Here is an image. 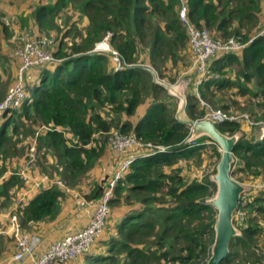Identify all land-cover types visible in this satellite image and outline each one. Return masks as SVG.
<instances>
[{"label":"trees","instance_id":"obj_1","mask_svg":"<svg viewBox=\"0 0 264 264\" xmlns=\"http://www.w3.org/2000/svg\"><path fill=\"white\" fill-rule=\"evenodd\" d=\"M40 1L30 16L21 17L26 24L19 29L28 27L36 36L54 38L58 46L53 55L58 62L34 71L33 93L28 96L29 83L21 105L0 115V195L8 198L13 189L15 195L25 184L22 171L32 173L25 166L16 172V160L24 162L30 151L31 163L39 129L43 132L37 136L38 154L54 157L52 165L40 157V176L51 168L66 185L42 186L18 209L21 229L37 233L35 227L55 223L65 210L68 189L86 181L107 152L113 159L108 134L113 130L133 133L141 143L164 146L167 151L133 164L114 189L102 234L89 251L63 264H206L218 214L208 200L217 186L210 175L191 177L186 167L202 165L206 153L218 162L220 148L208 137L188 143L191 128L175 119L177 99L143 67L150 65L169 84L178 82L191 68L189 35L179 19L181 0ZM185 4L190 21L214 39L235 37L247 42L254 37L242 52L211 61L198 93L187 95L188 116L204 118L207 110L201 107L202 99L214 109L249 114L253 128L264 124V35H258L263 0H185ZM73 11L76 21L84 19L85 27L74 24L64 31L56 20L67 19ZM14 31L0 21V79L3 71L13 70L11 56L2 47ZM108 33L113 34L110 50L104 48ZM111 50L130 67L115 71ZM191 75L195 77L189 74L184 79ZM5 92L0 89V102ZM146 100L150 107L138 115ZM242 123L224 121L217 127L227 136L240 134L232 176L246 184L248 179L264 180V139L248 137ZM109 178L93 182L82 198L99 200ZM239 205L234 224L242 234L232 238L221 264H264V236L258 240L264 192L248 201L241 196ZM13 240L16 246L14 234Z\"/></svg>","mask_w":264,"mask_h":264},{"label":"built area","instance_id":"obj_2","mask_svg":"<svg viewBox=\"0 0 264 264\" xmlns=\"http://www.w3.org/2000/svg\"><path fill=\"white\" fill-rule=\"evenodd\" d=\"M188 12L185 0H181L179 19L189 35L190 52L192 57L191 70L193 69L196 73L197 87H199L203 79L207 77L209 65L212 60L217 59L223 54H237L242 52L243 49L254 40V37L247 42L240 41L235 37H231L228 40L214 39L208 30L199 28L190 21ZM0 19L7 27H10L13 23L8 16H3ZM108 35L112 38L113 34L108 33ZM258 35H264V30L259 32ZM25 41L23 50L18 53L19 57L24 62L23 70H27V73H25V80L22 79L19 91L12 96L10 95L0 104V115L6 110L18 108L26 98V90L30 82L26 78H31V74L37 73L38 71L58 62L52 52V47L55 45L54 39L45 36L35 37L30 34ZM107 50H110V47L107 48ZM112 54L115 71H121L130 67L119 53L112 51ZM201 103L206 107L207 111L204 118L200 120L211 119L216 124L224 121L242 120L251 127L254 125L250 120V117L246 114H234L214 109L202 99ZM259 128L260 134L258 139L262 140L264 139V124H260ZM109 144V148H111L117 158V163L111 177L107 181V186L102 197L97 201H87L82 197L76 198V205L80 210L91 211L88 224L82 229L69 233L63 238L53 242L44 251H40L43 243L42 237L39 234L30 231H23L20 225L17 224L16 217H14L15 226L13 229L16 238V251L12 262L9 264H23L27 260H32V264H63L72 262L80 255L89 251L94 240L103 232L106 219L110 213L109 203L113 197V192L118 182L123 179L128 171H130L137 160L167 151V148L164 146H157L151 143H141L133 133L127 135L121 134L119 131L112 133L109 139ZM33 149L34 148L32 147L30 162L34 160ZM21 175L24 181L29 183V174L23 170ZM45 180L50 181L47 175H44L41 181L37 182L38 184H36V186H39V183H42ZM51 182L64 187L60 181ZM247 191L242 194L243 201L252 199L254 195L260 191L264 192V180H255L253 184L250 185V191L248 193Z\"/></svg>","mask_w":264,"mask_h":264},{"label":"rangeland","instance_id":"obj_3","mask_svg":"<svg viewBox=\"0 0 264 264\" xmlns=\"http://www.w3.org/2000/svg\"><path fill=\"white\" fill-rule=\"evenodd\" d=\"M40 3H42V2L41 1L39 2V0H38V2H37V0L36 1L35 0H13L7 6V12L6 13H10V14L6 15V14L0 13V18H2L3 16H8L12 20L13 23H12V25L9 28L13 29V28L17 27V30H18V31H14V35L13 36H8L3 41V43H5V45L10 49V52L15 50L14 55L17 58L16 66L14 64V61L12 63L13 70L8 68L7 71H3L1 73L2 79H0V89H3L4 91H6L5 92V94H6L5 99H7L10 95L12 96L14 93L19 91V89L21 88L20 83H21L22 79L25 80V73H27V70L26 71L23 70L24 69V67H23L24 66V62L19 57L18 53L23 50L25 42H26L25 40H26L28 35L32 34L33 36L36 37V35H34L30 31V29H28V27H26L24 30H20L19 29V27L22 24H26L25 21L21 20V17L24 16V20H25L26 17L30 16L32 14V12L35 10V8L38 5H40ZM74 13H75L74 11L73 12H69L67 14V16H68L67 19L64 16V17H62L63 20H60V19L56 20L64 31H67L68 28H71V27L75 26L74 24H78L79 26H77V27H80V29H83L85 27L84 19L79 17L80 20L76 21V16L73 15ZM0 21L2 22L1 19H0ZM258 28H259V32L264 30V10H263L262 19L259 22ZM35 33H37V32H35ZM37 34H39V36L48 37L47 35H44V34H40V33H37ZM255 34H254V36H255ZM67 39L69 40V42L71 41L70 37L67 38ZM57 40H59V38ZM110 40H111L110 35H106V42L107 43L104 46L105 49H107L109 47L112 48V45L109 43ZM57 46H58V44L55 41V45L52 47V52L55 51V48ZM191 67H192V64H191ZM157 74H158V72H157ZM189 74H195V77H196V73L192 69L191 71H189L188 74H184V76L182 75V77L180 78V81H182V82L186 81V80L187 81H190V80L193 81V79H194L193 75H191L192 77H190V78L184 79V77H186L185 75H189ZM26 79L29 80L30 81L29 83L31 84L30 89L28 91V96H30L33 93V88H34L35 82L37 81V74H31V78H26ZM244 101H245V99H244ZM2 102H0V104ZM242 102L243 101H241L240 104H242ZM252 102H255V100H253ZM148 103H149V100H146V103L144 105H142V106H145ZM201 107H204V106L202 105ZM232 113H234V112H232ZM237 113H234V114H237ZM243 114H246V115H248L250 117V115L247 114V113H243ZM145 118H146V116L144 117V119ZM115 131L116 130H113L111 133L108 134V136H107V146H110L109 139H110L112 133L115 132ZM42 132H43V130H41V129L38 130V134L35 136L34 144H33V146H35V147L32 146L34 148L33 149L34 161L31 162V163L28 162L29 161V157L28 156L30 154V151H29V154L27 156L28 158L26 157V160L24 162L20 163L18 160H16V162L18 163V165L20 167L21 166H22V168L24 166L28 167V169H30V171L32 173L36 172L37 174H39V176H40V174L42 173V170H43V168L39 167V165H38L40 157H41V160L45 162V164H46V160L51 165L53 164V161H54V157L51 156V155L47 154L46 156L42 157V155L40 156V154H38V150L36 149L37 146H38V138H37V136L39 134H41ZM68 135L69 134H67V136ZM109 154L110 153L107 152V155H109ZM204 157H205V160H204L202 165H200V166H197V165L192 166L191 165V166L186 167V168H188L187 171H188V173H190L191 177L197 176V178L202 179L206 175H210V177H212L215 174V170H217V165H218L219 160L217 162V160L215 158L210 156V153H206V155ZM116 159L117 158H116V156L114 154L113 159H110V157H109L110 161L108 163L105 164L103 162L102 163L100 162L99 165L90 173L89 178L86 179V181L82 182L81 185H79L77 188L74 189L77 193H79V196L83 197V192H86L88 190L89 185L92 184L93 182H101L104 179H107L110 176V174H111L110 171L112 170V168L114 169V167H115ZM44 173H45V175H47L49 177V179L51 178V180H53L54 182L60 181V182H62L63 185H66L65 180H63L60 175H58L56 172H54L53 169L49 168L47 172L43 171V174ZM253 182H254L253 179H248V182L246 183V185L248 186L247 193L250 191V185H252ZM13 217L17 218L16 222L18 223V215H15ZM13 217H11V218H13ZM12 223H13V219H12ZM262 226H263L262 229H261V234L262 235H261V237H258V240L260 242L262 241V237L264 236V219H262Z\"/></svg>","mask_w":264,"mask_h":264},{"label":"water","instance_id":"obj_4","mask_svg":"<svg viewBox=\"0 0 264 264\" xmlns=\"http://www.w3.org/2000/svg\"><path fill=\"white\" fill-rule=\"evenodd\" d=\"M143 67L151 73L156 84L165 88L169 95L177 99L175 119L191 128L188 143L192 144L202 137H208L220 148L221 158L216 173L210 177L216 184L217 191L208 200V204L212 205L218 214L215 224V241L206 264H221L230 252L232 238L242 234L234 224V216L239 208L242 194L247 191V186L232 176V166L235 162L234 150L240 134L234 136L222 134L217 124L211 119H191L187 113L188 97L185 93L188 83L183 81L175 85L168 84L158 77L157 72L150 65H143Z\"/></svg>","mask_w":264,"mask_h":264},{"label":"crops","instance_id":"obj_5","mask_svg":"<svg viewBox=\"0 0 264 264\" xmlns=\"http://www.w3.org/2000/svg\"><path fill=\"white\" fill-rule=\"evenodd\" d=\"M13 0H0V13L2 14H10L7 12V6L10 4ZM36 1V0H35ZM38 2V0H37ZM263 6H264V0H263ZM16 31L17 27L14 28ZM2 51L4 53H8L11 56L10 62L15 61V50L10 52V49L3 43ZM13 59V60H12ZM14 63V64H15ZM189 71H191V68L184 72V74H188ZM197 77V76H196ZM196 77H194L193 81H185L188 83L187 89H186V95L188 94H195L198 93V87H197V80ZM182 81H178L172 85L178 84ZM188 97V96H187ZM151 103H149L145 106H141L138 110V115L146 114L148 108L150 107ZM242 128L245 131L246 135L248 137H255L256 139L259 138L260 134V128L259 126L256 128H253L249 126L247 123H242ZM110 155H105V157L102 159L103 163H108ZM17 170H20V166L17 163ZM113 168L110 171L112 174ZM15 172V171H14ZM13 172H11L9 175H12ZM111 174L109 177H111ZM45 175V174H44ZM43 175V176H44ZM43 176H39L36 172L29 174V183H26L23 185V187H20V189L13 195L8 198H5L0 195V264H9L13 260L14 253L16 251L15 244L13 240V233H14V217L15 215H18L19 213L17 210H21L23 207H25L29 200L34 198L39 192L42 186H46L48 184H51V178L50 181L45 180L42 183H39V186H36L38 184V181H41ZM3 178L0 179V186L2 185ZM84 185V184H83ZM91 185V184H90ZM89 185V186H90ZM68 195L67 200L65 202V210L64 212L59 216L58 220L55 223H51L49 225L41 224L38 227H35L36 234H39L42 237L43 243L40 248L41 250L47 249L53 242L63 238L65 235L75 232L77 230L82 229L85 227L89 222V217L91 215V211L86 210H80L78 206L76 205V198L80 197L79 193H77L74 189H68ZM262 192H258L254 195L258 196ZM15 197V198H14ZM74 199V200H73ZM21 208V209H20ZM13 217V218H11ZM13 219V223H12ZM17 221V218H16ZM19 224V221L18 223ZM20 225V224H19ZM34 230H30L32 232ZM23 264H32V260H27Z\"/></svg>","mask_w":264,"mask_h":264}]
</instances>
